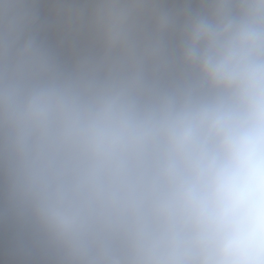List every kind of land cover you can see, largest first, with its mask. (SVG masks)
<instances>
[{
    "label": "clouds",
    "instance_id": "1",
    "mask_svg": "<svg viewBox=\"0 0 264 264\" xmlns=\"http://www.w3.org/2000/svg\"><path fill=\"white\" fill-rule=\"evenodd\" d=\"M0 246L264 264V0H0Z\"/></svg>",
    "mask_w": 264,
    "mask_h": 264
},
{
    "label": "trees",
    "instance_id": "2",
    "mask_svg": "<svg viewBox=\"0 0 264 264\" xmlns=\"http://www.w3.org/2000/svg\"><path fill=\"white\" fill-rule=\"evenodd\" d=\"M0 264H49L43 256L31 255L23 248L9 249L0 246Z\"/></svg>",
    "mask_w": 264,
    "mask_h": 264
}]
</instances>
